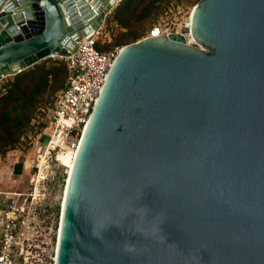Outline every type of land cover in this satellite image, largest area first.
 Segmentation results:
<instances>
[{"label":"water","instance_id":"95a60500","mask_svg":"<svg viewBox=\"0 0 264 264\" xmlns=\"http://www.w3.org/2000/svg\"><path fill=\"white\" fill-rule=\"evenodd\" d=\"M123 1L0 0V77L74 53ZM192 31L120 48L55 264H264V0H200Z\"/></svg>","mask_w":264,"mask_h":264},{"label":"built area","instance_id":"2783aa9c","mask_svg":"<svg viewBox=\"0 0 264 264\" xmlns=\"http://www.w3.org/2000/svg\"><path fill=\"white\" fill-rule=\"evenodd\" d=\"M166 13L169 14L168 11ZM188 14L189 17L182 22L180 29H173L170 24H166L169 27L165 29L161 23H154L146 36L158 37L180 32L188 41L189 34L192 33L191 8ZM103 36L104 25L92 38L81 39L74 53L60 56L66 62L68 78L57 96L47 125L41 128L36 136L35 173H40L54 155L59 157L67 149L76 150L80 144L110 68L121 48L116 47L109 52H101L96 42ZM10 76L15 75L0 77V88L3 91L5 89L2 84ZM10 195V192L0 190V264H55L56 251L44 263L38 262L41 259L34 258L35 255L31 256V243L26 235L28 211L26 202H20L24 193L18 192L15 197L17 199Z\"/></svg>","mask_w":264,"mask_h":264},{"label":"rangeland","instance_id":"374dc122","mask_svg":"<svg viewBox=\"0 0 264 264\" xmlns=\"http://www.w3.org/2000/svg\"><path fill=\"white\" fill-rule=\"evenodd\" d=\"M199 1L169 0L163 4L159 14L146 25L149 27L151 23H161L165 29H168L169 26L166 24H170L173 29H180L182 22L189 17L190 8L192 10ZM119 4L108 14L104 24V29L107 27L115 35L122 30L116 22L111 20L112 14ZM146 35L147 32L143 37ZM52 60L64 61L58 56L48 57L39 63H46L47 66H50ZM9 78H14V76ZM62 88L54 93L44 95L16 148L4 156L0 163V190L24 193L20 202H26V210L28 211L26 235H28L31 243V256L34 257L35 255L34 258L41 259L38 262L43 263L47 262L56 251L62 202L68 179L67 171L71 158L59 160L54 155L40 173H35L34 167L37 163L35 142L40 129L47 125L49 114ZM19 162L23 164V167L22 172L17 174L14 168ZM34 177L35 181H32ZM10 197L15 198L17 196L11 194Z\"/></svg>","mask_w":264,"mask_h":264},{"label":"trees","instance_id":"16d2710c","mask_svg":"<svg viewBox=\"0 0 264 264\" xmlns=\"http://www.w3.org/2000/svg\"><path fill=\"white\" fill-rule=\"evenodd\" d=\"M167 1L169 0L121 2L111 20L122 30L115 35L106 27L103 38L96 42L97 48L101 52H109L141 39L154 23L149 27L146 24L159 14ZM103 47L108 49L104 50ZM67 78L66 62L52 60L50 66L37 63L2 84L5 91L0 88V163L4 156L16 148L44 95L64 88ZM22 167L23 164L19 162L14 168L15 172L20 174Z\"/></svg>","mask_w":264,"mask_h":264},{"label":"bare ground","instance_id":"6f19581e","mask_svg":"<svg viewBox=\"0 0 264 264\" xmlns=\"http://www.w3.org/2000/svg\"><path fill=\"white\" fill-rule=\"evenodd\" d=\"M195 8V7H194ZM194 8L191 10V19H192V16H193V12H194ZM188 41L189 43L191 42L192 44L195 43V44H198L195 36L193 35V31L191 34H189V37H188ZM60 57V55L56 54V55H51L50 57ZM76 155H77V149L76 150H70V149H67L65 150L63 153H61L58 157L59 160H61L62 158L63 159H70L71 158V163L69 164L68 166V175L70 174L72 168H73V165H74V162H75V158H76ZM32 181H35V177L32 178ZM11 194L13 195H16L17 196V193L16 191H9ZM64 198V197H63Z\"/></svg>","mask_w":264,"mask_h":264}]
</instances>
